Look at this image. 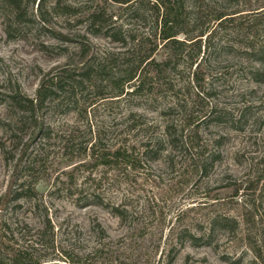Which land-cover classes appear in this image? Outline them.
Segmentation results:
<instances>
[{"label": "rangeland", "instance_id": "1", "mask_svg": "<svg viewBox=\"0 0 264 264\" xmlns=\"http://www.w3.org/2000/svg\"><path fill=\"white\" fill-rule=\"evenodd\" d=\"M56 1H30L27 21L12 38L6 30L13 25L12 10L0 0V93L11 82L34 98L42 73L64 63L80 35H87L94 58H117L111 64L115 72L127 67V55L138 61L152 53L156 61L169 59L170 66L140 97H116L107 86L99 94L89 86L82 97L78 92L74 106L65 108L62 99L54 103L60 109L49 114V136L30 149L37 157L34 169L17 174L37 195L0 201V258L10 263V254L22 250L42 264H264V84L253 81L250 69L258 64L246 54V45L264 44V0H184L177 39L186 44L169 47L159 38L151 6L135 18L133 9L121 11L105 0H58L63 10L57 15L51 11ZM43 2L48 31H62L73 43L40 29L34 14ZM100 7L118 13L125 48L86 33L88 16ZM222 13L243 24L240 36L241 30L216 27ZM13 116L0 104V198L12 183L14 189L21 183L13 182V141L2 129ZM186 116L193 117L201 145L213 155L206 170L199 163L200 169L195 167L201 150L187 151L188 131L181 135ZM167 124L175 126L178 146L161 143L142 169L127 177L110 172L102 186L103 199L110 209L123 210L124 220L67 198L62 181L82 163L91 143L134 145L141 154L144 144L165 140ZM101 174L93 171L97 179ZM224 215L239 222L234 233L217 231L209 248L185 242L189 232L208 233L211 219ZM45 225L49 230L42 239Z\"/></svg>", "mask_w": 264, "mask_h": 264}, {"label": "trees", "instance_id": "2", "mask_svg": "<svg viewBox=\"0 0 264 264\" xmlns=\"http://www.w3.org/2000/svg\"><path fill=\"white\" fill-rule=\"evenodd\" d=\"M32 1L35 3L36 0H3V4L6 8L12 10L11 17L13 25L7 28L9 37L14 38L18 31L27 18L29 13L27 11L28 5ZM110 4L116 5L119 10L125 11L133 9L131 16L140 18V13L145 6H151L154 10L155 22L157 24L158 35L162 41L163 47H169L170 45H185V42L178 41L179 23L182 21V15L184 13V0H105ZM71 9V7H68ZM61 5L57 0L52 7L51 11L54 14L59 15ZM47 9L44 8V2L38 4L35 19L38 24L41 25L40 29L46 30L51 33L53 39L63 43H73L72 36L58 30L47 29L45 23ZM119 18L118 13L113 14L109 12V8L100 7L95 9L87 19V31L86 33L94 38H102L109 40L111 43L118 44L121 48L126 47V38L120 31L121 26L117 27V20ZM215 21L217 22L218 28L222 32H228L231 29L241 30L238 36L242 33L243 24L237 23L235 17H231L229 14H219ZM263 24V23H262ZM211 30V29H210ZM215 30L209 31V35L204 34L201 37L213 38ZM213 34V35H212ZM212 35V36H211ZM257 39V34L254 35ZM79 42H77V48L74 53L69 56L64 63L57 65L47 72L42 73L39 78V85L36 89L35 97L31 98L26 95L20 85L13 86L11 82L6 87V93H0V104L5 108L6 111L14 113L11 117V121H3L2 129L10 133V139L13 141V147L10 151L13 154V161L16 160L14 171H13V182H21L18 185V189H14L13 183L7 192L0 198L11 199L15 202L23 200H32L37 195L36 187L32 183L27 186V181L20 179L17 174L29 173L36 165L35 156L32 157L30 154L31 147L36 143H40L49 136L50 127L48 125L49 114L52 113L53 109H57L54 106L56 101L62 99L61 102L66 105L65 108L71 107L77 104L78 92L83 93L89 86H94L97 89V93L102 94L103 87H112L115 90L116 97L130 96L140 97L146 90L148 83L153 80H160L162 74L165 73L166 68L170 66L169 59L165 61H156L153 58L152 53L145 57H141L138 61L132 60L129 55L126 58L127 67L121 71L115 72L112 69L111 64L117 60L113 55L111 58H94L90 49L89 44H86L87 35H80ZM138 41V45H141ZM137 45V46H138ZM250 52L246 54L253 58L252 62L258 64V67L250 69V74L253 77V81L258 84H264V44L252 42L251 45H246ZM45 48V47H44ZM139 54V53H134ZM124 58V59H125ZM110 60V61H109ZM133 62V63H132ZM143 64L146 67H151L146 71V67L143 68ZM121 68V67H120ZM198 82V81H197ZM89 90V89H88ZM62 106V105H61ZM181 135L188 131V143L186 145L187 151L190 153L193 150H201L196 152L195 167L197 170L198 163L203 170H206L209 162L212 161L213 155L207 152L201 145V140L198 134V125L195 126L193 123L194 119L192 116H186L184 119ZM165 140L158 143L159 145H151L146 143L143 145L144 151L138 154V149L134 145L128 146L121 144L113 148H105L100 143H91L87 147L84 159L82 163L78 164L75 169L67 172V179L62 182L65 183L63 192H65L67 198H74L76 206L88 205L90 207H97L103 210H109L111 214L123 219L124 211L118 207H112L110 204L105 202L104 191L102 186L108 179L110 172L116 171L118 176L127 177L132 170L142 169L144 163L147 161V157L154 151L157 152V148L161 146V143H167L168 146H178L179 135L174 125H166L164 127ZM194 133V138L192 137ZM153 149V150H152ZM189 153V154H190ZM193 154V153H192ZM15 155H17L15 157ZM86 158V159H85ZM156 157H153L154 160ZM9 160V157H6ZM101 169L102 174L97 179L93 177V171ZM79 177L83 178L81 184L77 183ZM14 195L11 197V195ZM238 195V191L233 195L234 198ZM232 197V198H233ZM6 201V200H5ZM6 203V202H4ZM19 207V205H17ZM254 207V205H253ZM247 216V215H245ZM248 219V218H247ZM124 220V219H123ZM239 222L235 218L229 216H215L209 223V232H204L203 235H197L200 233L189 232L185 235V242L191 247H212L213 236L217 231L235 232L238 228ZM49 227L45 225L44 230L39 231V237L42 239L46 238ZM48 238V236H47ZM182 247L185 246L183 243ZM9 262H4L0 258V264H42L37 260L33 259V256L26 251L18 250L10 254ZM171 261L174 259L170 257ZM224 260H227L224 258ZM71 264H82L79 261L71 260ZM228 263L229 261H225Z\"/></svg>", "mask_w": 264, "mask_h": 264}]
</instances>
